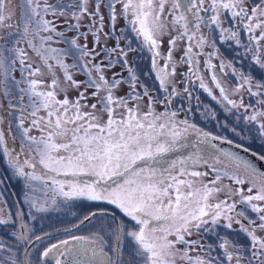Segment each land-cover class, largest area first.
<instances>
[{"label": "snow or ice", "instance_id": "1", "mask_svg": "<svg viewBox=\"0 0 264 264\" xmlns=\"http://www.w3.org/2000/svg\"><path fill=\"white\" fill-rule=\"evenodd\" d=\"M20 8L22 28L6 23L13 15L11 0H0V27L19 29L0 37L5 41L0 45V92L7 101L0 104V126L8 119L7 129L0 127V154L12 174L25 181L24 201L34 210L33 218L35 213L78 200L105 202L127 218L109 223L90 237L74 236V250L67 248V239L52 244L41 257L55 251L56 264H61L57 256L64 252L73 256L75 264H264V235L257 234L264 233V171L235 153L202 155L197 145L217 139L234 142L192 123L187 118L190 106L172 108V102L185 93L190 105L189 85L198 87L243 122L250 134L246 139L264 141V0H56L54 4L21 0ZM102 8L107 13V31ZM60 18L66 25L63 31H58ZM85 18L88 23L83 25ZM118 18L125 21L119 35ZM165 36L170 39L167 52L162 53ZM81 38L84 43H79ZM109 40H115L111 47ZM21 42L47 68L49 83L34 78L45 73L28 63V52L18 47ZM218 42L228 45L231 59L221 52ZM59 43L65 47L52 46ZM178 43L184 48L177 61L173 52ZM145 50L150 54L158 95L140 82L128 61L130 52ZM69 57L71 64L65 62ZM200 57L219 96L201 73ZM117 64L128 75L114 72L108 77L106 71ZM180 65H187V71L177 80ZM57 67L63 83L56 75ZM14 71H20L19 80L12 75ZM254 71L262 74L259 79ZM76 74L86 79L78 81ZM221 76H230L236 83L229 89ZM179 84L184 85L182 91ZM122 85L127 91L120 95ZM70 90L77 92L72 99ZM60 93L63 99L58 98ZM146 97L147 111H141L140 102ZM195 99L199 102V97ZM157 103L163 111H156ZM181 110L184 119L177 118ZM201 115L216 119L209 106ZM221 127L235 136L244 131L235 126L229 129L227 124ZM235 146L264 162V152ZM189 147L193 150L178 154ZM171 154L176 155L170 158ZM204 167L214 174L211 180H204L209 175L199 170ZM82 176L96 179L82 181ZM38 189L43 199L35 195ZM0 203L5 205L0 208V226L14 228L18 244L29 242L32 229L24 212L18 209L13 218L6 200ZM95 215H85L80 224ZM35 240L42 237L35 236ZM0 252L7 253L0 256V264H31L26 249L21 259L0 240Z\"/></svg>", "mask_w": 264, "mask_h": 264}, {"label": "rangeland", "instance_id": "2", "mask_svg": "<svg viewBox=\"0 0 264 264\" xmlns=\"http://www.w3.org/2000/svg\"><path fill=\"white\" fill-rule=\"evenodd\" d=\"M67 2V0H65ZM49 3H56V0H49ZM21 0H11V7L13 8V15L12 19L10 21H7L6 23H11L13 25H19L20 28H22V21H21ZM119 8L120 6H117V12L119 15ZM167 12V8L165 9ZM102 12H104V9L102 8ZM105 14V30L107 31V13L104 12ZM48 19H52L51 16L48 17ZM171 20V17L168 18ZM88 23L87 18H85L82 21L83 25H86ZM57 25L58 31H63L66 27V25L63 24V18H60L57 20ZM125 27V21L122 18H118L117 23H116V32L117 35L120 34V30ZM171 26L169 25V29ZM19 29L17 27H13L11 29L7 27H0V37H6L8 36L9 32L15 33ZM85 28H81V31H84ZM205 34H207V29L203 30ZM42 35H46L42 33ZM68 36H73V32H68ZM171 35H176V33L172 32ZM130 39L132 38L131 36L129 37ZM170 39V36H165L163 37V45L161 48L162 53H166L168 49V40ZM91 40L92 37L89 36V47H91ZM5 41L3 39H0V45L4 44ZM79 43H84L83 38L79 41ZM103 43V41H102ZM124 41L122 40L120 42V46H124ZM264 43V42H262ZM115 44V40H109L108 41V46L111 47ZM136 45V41L133 40V46ZM11 47V45H8ZM53 47H58V48H64L65 45L63 43L59 44H53ZM218 46L220 47L221 52L224 53L225 56H227L229 59L232 57V51L229 49L228 45H220L218 42ZM18 47L24 48L28 52V63L32 64L33 68L40 67L41 71L45 73L44 76H37L34 77L35 79H42L45 81V84L49 83L51 80V76L48 75V70L47 68L44 67V65L40 62L39 58L35 56V54L28 49L27 44L25 42H21ZM184 48L183 43H178L177 50L173 52L174 58L178 61L180 59V56L182 55V51ZM205 51H210V49H205ZM203 60L204 57H200V68H201V73L204 75L206 78V82L209 84V87L213 89V94L216 96H219V91L218 89L215 88V86L211 83V80L208 76V73L206 71H203ZM128 61L129 64L133 67L135 70L136 74L140 78V82H143L150 90H152L154 95H158L156 90L158 88V83L154 79V75L151 74V69L149 71L150 67V54L145 51H138V52H130L128 56ZM66 63L71 64L72 60L71 58H66L65 60ZM216 64H219V61H213ZM161 64L164 63L163 60L160 61ZM17 69L19 68V64L17 63L16 65ZM245 68H247V64H245ZM56 75L60 77L61 83H63V76L60 71V69L57 67L55 69ZM75 71V70H73ZM187 71V65H180L177 68V80L180 79V73ZM217 73L219 74V67L216 69ZM121 73L124 76H127L128 73L127 71L123 70L119 64H117L111 71H106V75L108 77L112 76V73ZM12 75L15 77V79L19 80L21 78V73L20 71H14ZM253 75L259 79L261 77V73L259 71H254ZM74 79L78 81H83L86 79V77L82 74H76L74 75ZM221 81L223 84H225L229 89L236 83L235 79L230 77V76H221ZM184 85L179 84L178 88L182 91ZM189 89L192 92L193 99L190 102L187 101L186 97L187 94H183V97L178 100H174L172 102V108H177L180 107L181 105L183 106L184 109H187L189 106L191 107L192 111L187 114V118L192 122L195 123L198 127L204 129L205 131L210 132L213 135L221 136V137H226L227 139L233 140V144H243L245 147L250 148L252 151L256 152H264V148L261 147V145H264V141L261 140H254L251 138H245L249 137V133L247 129L245 128L243 122H238L236 119V116L230 115L229 113L225 112L223 106L217 101L212 100L210 96L207 95L206 92H204L202 89L198 87H193L192 85H189ZM89 93L92 91V89L88 90ZM124 91H127L126 85H122L121 89L118 90L120 95H123ZM77 95V92L75 90H70L68 92L69 99L74 98ZM195 97H199V102L195 99ZM60 99L64 98V94L60 93L59 97ZM232 99H238L239 97L237 96H232ZM4 102L7 103L4 95L2 92H0V103ZM94 100H89L88 103H94ZM250 102V98L248 97L247 93H244V103L248 104ZM141 103V111H147V97L145 98L144 101L140 102ZM199 103V109L197 110V106ZM205 106H209L213 112L215 113L216 119L211 120V119H206L202 117L201 112L203 111ZM264 107V106H262ZM88 110V109H85ZM164 109L162 106L157 103L156 104V111L160 112L163 111ZM242 111V110H241ZM43 114V113H41ZM178 119H184L185 118V111L181 110L179 116L177 117ZM227 124L228 128L230 129L231 127L235 126L237 130L244 129L242 136H235L231 131L228 129H225L221 127V125ZM27 126V124L25 125ZM4 129H7L8 127V119L5 118V122L2 126ZM15 130V129H14ZM15 134V133H14ZM13 134V135H14ZM33 135H38V133L33 132ZM192 137H189V140H192ZM17 148L19 147V141L17 140L16 142ZM201 150V154L205 155L206 157H209V154H215L217 156L221 155L222 153L219 152L218 150H215L214 148L210 147L208 144L206 145H197ZM193 149L189 147L188 149H180L178 154H183L185 151H192ZM176 154H171L170 158H174ZM4 163H6V159L3 157ZM210 162H212L210 160ZM223 163H227V161H224ZM5 168L8 167L7 165H3ZM216 167H223V164H217ZM201 171H206L209 173L208 176L204 177L205 181L211 180L214 176V174L211 172L210 169L207 167L199 169ZM28 171V169H26ZM13 180H17L12 178ZM58 179H70L69 177H58ZM80 180L82 181H89L91 182L92 180H95V177L91 176H82L79 177ZM12 180V181H13ZM20 180V185L15 184L16 188V194L18 195V198L21 203H23V212H24V220L30 224L32 233H31V239H33L35 236H45L47 234H52L56 233L55 236H49L46 238H43L40 240L37 244L38 248L40 249V255L41 253L47 248L50 247L52 244H58L61 240H69L73 238L74 236H84V237H90L93 233L99 232L101 228H105L109 223H112L115 221V218H119V220H124L125 222L127 221V218L123 216V214L119 211V209H116L115 206L109 205L105 202H91V201H86V200H78V201H73V202H67L64 205H61L53 210H50L47 213H35V216L33 218L32 213L34 210L29 209L28 205L24 201L25 197V192L27 191L25 181L22 179ZM22 181V182H21ZM15 182V181H14ZM222 183L228 184L231 183L228 180L222 181ZM235 187V185H233ZM245 189H247L248 185L245 184L243 186ZM2 192V191H0ZM247 194V193H245ZM35 195L38 198L43 199L44 193L40 191L39 189L35 193ZM5 196H10L8 192H5ZM11 197V196H10ZM3 200H6L4 196L2 195ZM223 198V196H221ZM10 203V202H9ZM11 203H13L11 201ZM99 211L100 214L93 217L90 222H87L85 225L80 227L79 229L74 230L73 232H64L60 233V231H68L78 225L80 221L83 219V217L89 213L97 212ZM59 233V234H57ZM258 235H264V233H257ZM198 237L193 236L191 239H197ZM30 239V241H31ZM240 239L244 241L243 237H240ZM28 242H26V245ZM178 247H183L182 245H179ZM55 252V251H54ZM192 255H196V253H192ZM125 260L128 259V256L125 255L124 257ZM31 260L36 263L38 262L39 264H56V260L52 257L49 259L45 258H40L38 261L36 258H31Z\"/></svg>", "mask_w": 264, "mask_h": 264}, {"label": "flooded vegetation", "instance_id": "3", "mask_svg": "<svg viewBox=\"0 0 264 264\" xmlns=\"http://www.w3.org/2000/svg\"><path fill=\"white\" fill-rule=\"evenodd\" d=\"M0 104H6V103L1 102ZM0 114H2V113H0ZM14 133H15V130L13 128V134ZM3 165H7V161H6V163H4L3 156H2V154H0V180L3 181V183L0 184V191H2V194H3L4 198H6L7 208L10 209L13 218H15L18 209L21 210V211L24 210V208H23L24 204L20 202V200L18 198V195L15 193L16 192V188H15L16 185L13 184V183H16L19 186L20 185V180L14 174H12V172L10 171V169L8 167L5 168ZM12 178L17 179V180H13ZM5 192H8V194L11 197L10 196L6 197L5 196ZM0 199L3 200L2 197H0ZM11 201L13 203H11ZM4 206L5 205L3 203H0V208H3ZM93 213H96L95 216L100 214L99 211L93 212ZM95 216H93V217H95ZM115 221H119V218H115ZM86 223H84L83 225H85ZM83 225L79 226L76 229H79ZM76 229H74V230H76ZM74 230L60 231V233L73 232ZM13 233H14V228H12L10 226H0V240H2L6 245L9 246V248L12 249V253L14 255L20 257L21 259H24L25 258L24 257V250L26 249L27 253H28L27 259L31 262V264H39L38 262L34 263L31 260V258L34 257V258L37 259V261L41 258L40 249L37 246V244H38V242L40 240H35V237H34L33 239H31V241L28 242L27 245H26V243L18 244V242L16 241V238H15V235ZM55 234L56 233L47 234V235L41 236V237L43 239V238H46V237H49V236H55ZM57 234H59V233H57ZM69 242L70 243L67 246V248L74 250L77 247L76 242L72 238L69 239ZM62 251H63V249H62ZM65 253H69V252H64V254ZM3 255H7V253L6 252H0V256H3ZM54 255H55V252L53 254H50L45 259L52 258ZM63 255L57 256V258L62 261V256ZM89 255H91V254L89 253Z\"/></svg>", "mask_w": 264, "mask_h": 264}, {"label": "water", "instance_id": "4", "mask_svg": "<svg viewBox=\"0 0 264 264\" xmlns=\"http://www.w3.org/2000/svg\"><path fill=\"white\" fill-rule=\"evenodd\" d=\"M208 145L210 147L214 148L215 150H218L221 153H228V152L235 153L236 155H238L242 159H245V160L252 162L256 166L258 171H264V162H261V161L257 160L255 157H253L251 155V151L250 152H244L243 149L237 148L235 146V144L230 145V144L223 142L220 139L212 140L208 143ZM81 225H83V224L79 223V226H81ZM76 228H78V227L75 226L70 230H74ZM80 259L82 260L84 258L81 257ZM61 264H75L73 256L70 253H65L62 256Z\"/></svg>", "mask_w": 264, "mask_h": 264}, {"label": "trees", "instance_id": "5", "mask_svg": "<svg viewBox=\"0 0 264 264\" xmlns=\"http://www.w3.org/2000/svg\"><path fill=\"white\" fill-rule=\"evenodd\" d=\"M149 71H150V67H149ZM116 179H121V178H116ZM108 183H109V184H112L113 181L110 180Z\"/></svg>", "mask_w": 264, "mask_h": 264}]
</instances>
